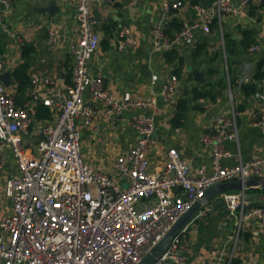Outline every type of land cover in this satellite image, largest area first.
<instances>
[{"label":"built area","instance_id":"built-area-1","mask_svg":"<svg viewBox=\"0 0 264 264\" xmlns=\"http://www.w3.org/2000/svg\"><path fill=\"white\" fill-rule=\"evenodd\" d=\"M93 1L77 0V39L69 47L74 65L73 82L65 100H42L54 118L44 124V140L38 141L36 152L27 149L20 138L30 134L36 106L18 105L0 83V170L5 165L2 154L5 148L10 149L17 167V176L6 179L4 185L5 196L12 206L0 219V264H139L208 188L264 175V158L250 163L239 160L230 168L221 165L222 159L230 157L224 142L238 137L237 112L230 92L231 115L217 116L201 138V144L212 153L210 173L203 167L193 173L189 162L173 148L166 151L162 164H151L149 155L155 129L152 114H136L131 118L136 139L113 165L120 181L83 160L77 122L91 126L97 114L84 101L86 94L92 101L101 103L105 116L136 109L154 112L157 107L155 98L136 99L130 92L114 97L104 88L100 75L89 76L88 64L100 42L91 10ZM253 1L241 0L238 8L231 0H215L210 7L193 4L196 21L183 25L175 35L169 36L164 24H154L153 49L163 52L192 46L196 31L210 35L214 20L221 24L227 15L247 13ZM182 6V1H175L166 3L164 9L177 10ZM11 9L12 0H0V18ZM56 36L55 30L50 31V42H55ZM115 44L119 50L135 45L128 27L118 28ZM257 49L252 45L249 52ZM3 64L0 61V70ZM158 79L157 75L151 76L152 83ZM41 82L52 84L49 79L37 78L32 84ZM177 85L178 77L172 74L160 90V98L171 107L177 103ZM254 96L260 103V115L252 124L264 127V95L257 92ZM220 197L226 203L229 218L233 219L231 252L227 256L224 247L214 249L211 258L202 264H233L244 226L254 222L264 228V206L248 207L243 194L238 192ZM209 212L211 209H203L196 218ZM188 226L154 264H183L182 234Z\"/></svg>","mask_w":264,"mask_h":264},{"label":"crops","instance_id":"crops-1","mask_svg":"<svg viewBox=\"0 0 264 264\" xmlns=\"http://www.w3.org/2000/svg\"><path fill=\"white\" fill-rule=\"evenodd\" d=\"M175 1H182L183 6L177 10L165 11L164 5ZM214 1L115 0L112 4L95 0L91 2L92 15L97 23L95 30L99 34L100 42L88 64L89 76L100 75L104 88L114 97L119 98L124 92H130L136 99L155 98L157 107L154 112L136 109L105 116L101 103L92 101L86 94L84 101L97 113L91 126L85 125L83 121L77 122L81 155L88 165L99 167L105 174L120 181L113 165L118 157L127 153L136 139V131L130 124L131 118L136 114H152L155 129L154 145L149 155L151 164H162L166 159V151L173 148L189 162L193 173L202 167L210 173L212 153L201 144V138L214 124L217 116L231 115L229 92L237 112L238 137L237 140L229 139L224 142V149L230 157L221 160L222 167H233L239 160L250 163L264 158V127L252 124L260 115V103L254 95L246 97L241 90L243 84L254 82L259 93L264 95V77L254 81L258 69L264 74V0H254L249 9H246L247 13L225 16L216 30L212 29V22L210 35L196 31L192 46L183 45L171 49L182 60L177 58L168 63L164 57L166 51L153 49L154 24H164L166 33L173 36L178 32V26L180 29L183 25L196 21L193 4L210 7ZM240 1L231 0L235 8L239 7ZM52 3L56 7L54 15H43L39 12V9L48 8ZM76 5L77 0H12V9L0 18V61L4 63L0 75L10 72L12 84L6 88L18 105L31 103L36 106L47 98L65 100L68 97L74 66L69 47L77 39ZM121 26L129 28L135 39L133 47L124 50L117 48L116 32ZM245 29H252L256 33L255 43L251 46L256 45L258 49L254 53L249 52V46L242 56L233 57L234 63L229 69L223 35L228 34L240 42L241 31ZM52 30L57 32L55 42L49 40V32ZM24 46L32 48L27 56V75L31 84L21 98V94L17 92L13 71L25 62ZM198 46L204 47L206 55L194 61L192 54ZM190 70L201 74V80H196ZM209 70L217 73L211 75ZM172 74L178 77L177 103L174 107L160 98L161 87ZM152 75L159 78L155 83L151 82ZM36 78L40 81L49 79L52 84L44 85L41 82L34 86L32 81ZM221 80L223 82L217 84ZM209 81L216 83L215 97L193 98L192 91L201 89ZM181 102L186 103L184 107L182 104V109L179 108ZM179 113L182 118L177 120ZM53 118L54 114L51 112L49 120ZM47 121H37L35 118L30 134L20 137L30 151L36 152L39 131H42ZM2 154L5 165L0 170V219L11 211L12 206L11 200L4 193L6 179L17 176V167L10 149H3ZM254 192L261 193L262 196L245 200L247 206H264V191L255 189L250 193ZM227 216V209L211 210L204 216L199 215L188 226L187 231L182 234L183 264H202L211 258V251L219 247L225 248L227 256L230 254L233 224L229 227ZM192 226L194 231L190 233ZM233 264H264V228H259L254 222L244 226L233 255Z\"/></svg>","mask_w":264,"mask_h":264},{"label":"water","instance_id":"water-1","mask_svg":"<svg viewBox=\"0 0 264 264\" xmlns=\"http://www.w3.org/2000/svg\"><path fill=\"white\" fill-rule=\"evenodd\" d=\"M39 12L43 15L52 16L56 12V7L52 3L48 8L39 9ZM190 71L193 75H195L196 80H201V74H198L195 70ZM0 82L5 87H10L12 84L10 72L1 74ZM215 92L218 93V91ZM38 139L44 140L41 130L39 131ZM255 189H261L264 191V178H249L246 180L234 179L208 188L203 197L196 201L185 213H183L165 237L143 257L139 264H154L167 250L171 241L178 236L204 208L211 207V210L213 211H224L226 209V203L220 197L222 194L228 192H239L243 194L244 200H248L250 198H260L262 196L261 193H250Z\"/></svg>","mask_w":264,"mask_h":264},{"label":"trees","instance_id":"trees-1","mask_svg":"<svg viewBox=\"0 0 264 264\" xmlns=\"http://www.w3.org/2000/svg\"><path fill=\"white\" fill-rule=\"evenodd\" d=\"M250 14H252V11H250ZM214 23L212 24V29H217L219 28V24L216 20L213 21ZM180 26L177 27V30L180 31L181 28L179 29ZM169 32V31H168ZM242 33V38L241 41H236L232 39V37L228 34H224V49L225 53L227 55V66L229 69H231V65L234 63L232 62L233 57H239L242 56L245 53V50L251 46V44L255 43L256 40V33L252 29H245L241 31ZM27 46V45H26ZM26 46L23 47V57L25 58V62L17 67L13 71V78L15 83L17 84V92L18 94H21V98H23L25 92L29 89L31 80L29 79L27 75V69L29 67L28 59L27 56L32 52V48H26ZM206 55V52L204 50L203 46H198L196 50L192 54V59L194 61H197V58H201V56ZM164 57L165 60L168 63L174 62L175 59L182 60L181 57L178 56L175 50H169L164 52ZM177 73V71H175ZM217 71L214 70H209V74H216ZM264 77V74H262L261 69H258L256 74L254 75V81H259ZM223 80L217 82V84H221ZM216 83L209 81L207 85L202 87L201 89H194L192 91L193 98L198 99V98H206V97H211L214 98V85ZM241 90L243 94L247 97L249 95H254L255 93L259 92V88L257 84L249 83V84H243L241 86ZM19 97V96H18ZM182 104L183 107L186 105L185 102H181L179 108L182 109ZM177 120L182 118V115L179 113V115L176 116ZM37 121H44L48 120L51 118V112L47 106H44L42 103H38L36 105V116H35Z\"/></svg>","mask_w":264,"mask_h":264},{"label":"rangeland","instance_id":"rangeland-1","mask_svg":"<svg viewBox=\"0 0 264 264\" xmlns=\"http://www.w3.org/2000/svg\"><path fill=\"white\" fill-rule=\"evenodd\" d=\"M227 217H228V218H226V222H227V224L229 225V227H231L232 224H233V219H232V218H229V216H227ZM192 231H194V226L190 227L189 232L191 233ZM231 243H232V241H231Z\"/></svg>","mask_w":264,"mask_h":264}]
</instances>
